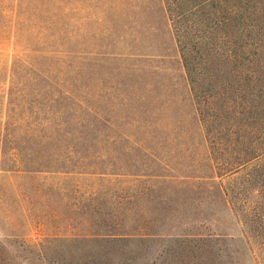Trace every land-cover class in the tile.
<instances>
[{"label":"rangeland","instance_id":"obj_1","mask_svg":"<svg viewBox=\"0 0 264 264\" xmlns=\"http://www.w3.org/2000/svg\"><path fill=\"white\" fill-rule=\"evenodd\" d=\"M55 16L53 47L70 53L60 66L68 72L74 93H84L87 123L94 136L103 139L99 148L85 147L83 152L70 145L74 162H97V148L101 149L97 167L106 172L128 173L139 167L166 177L140 182L125 175L0 177V264H56L60 255L78 263L96 261L102 254L98 248L61 249L44 239L105 231L100 227L105 214L129 206L139 213L164 212L157 214L164 228L149 230L212 235L218 241L208 244L221 249V260L252 264L243 232L257 224L240 225L223 196V189H237L238 183L205 178L214 176L213 167L163 1L55 0ZM10 55L3 53L0 60ZM99 119L101 131L95 124ZM144 189H150V195H142ZM251 195L245 207L258 203ZM126 225L128 231L145 230L132 229L129 219ZM10 233L18 239L2 241ZM249 243L256 259H264V250L257 251L263 242L254 238ZM165 245L168 252L178 246L167 239L147 243V251L140 243L131 247L142 252L141 264H151L163 259ZM170 257L167 253V262Z\"/></svg>","mask_w":264,"mask_h":264},{"label":"trees","instance_id":"obj_2","mask_svg":"<svg viewBox=\"0 0 264 264\" xmlns=\"http://www.w3.org/2000/svg\"><path fill=\"white\" fill-rule=\"evenodd\" d=\"M162 1L213 167L214 176L205 178L238 183L237 189L225 188L222 193L240 225L257 224L244 231L243 238L252 264H264L249 243L257 238L263 242L257 251L264 250V0ZM54 31L55 0H0V55L11 52L4 62L0 60V177L125 175L135 182L165 178L163 172L139 167L128 173L106 172L97 167L101 158L97 148V162H74L70 145L83 152L85 147L99 148L103 139L94 136L87 123L84 93H74L68 72L60 66L70 53L54 49ZM96 121V130L101 131L102 122ZM250 192L259 200L252 208L245 207ZM141 194L150 195V189ZM157 214L162 213L155 215L150 209L139 213L131 206L108 211L100 225L105 231L53 236L44 242L57 243L61 249L82 245L102 252L89 263L68 261L59 254L56 264H141L142 252L133 251L136 247L131 245L140 243L147 251V243L167 239L178 246L169 252L167 245L162 246L163 259L151 264H227L221 260V249L208 244L217 243L215 236L149 230L164 228ZM128 219L134 222L132 229L145 230H125ZM3 237L9 241L19 235Z\"/></svg>","mask_w":264,"mask_h":264}]
</instances>
